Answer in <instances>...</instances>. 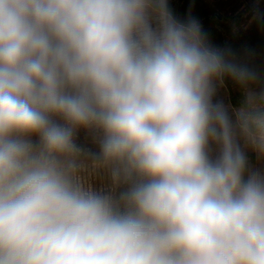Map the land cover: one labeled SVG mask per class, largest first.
Segmentation results:
<instances>
[{
  "label": "clouds",
  "instance_id": "1",
  "mask_svg": "<svg viewBox=\"0 0 264 264\" xmlns=\"http://www.w3.org/2000/svg\"><path fill=\"white\" fill-rule=\"evenodd\" d=\"M225 73L251 77L164 0H0V264H264V178L242 181L210 103ZM237 119L264 153V96ZM81 126L103 130L114 178H142L119 203L72 179Z\"/></svg>",
  "mask_w": 264,
  "mask_h": 264
},
{
  "label": "trees",
  "instance_id": "2",
  "mask_svg": "<svg viewBox=\"0 0 264 264\" xmlns=\"http://www.w3.org/2000/svg\"><path fill=\"white\" fill-rule=\"evenodd\" d=\"M164 7L179 23L195 20L207 47L221 52L228 62L251 74L243 82L228 73L221 75L232 108L237 112L246 108L249 94L264 96V0H164ZM214 127L216 135L221 130ZM95 129L104 135L102 129ZM73 141L79 149L76 156L83 157L85 149L78 140ZM117 162L123 167V162ZM248 170L245 161L242 181L248 179ZM140 179L135 174L127 177L117 189L116 202Z\"/></svg>",
  "mask_w": 264,
  "mask_h": 264
},
{
  "label": "rangeland",
  "instance_id": "3",
  "mask_svg": "<svg viewBox=\"0 0 264 264\" xmlns=\"http://www.w3.org/2000/svg\"><path fill=\"white\" fill-rule=\"evenodd\" d=\"M150 21L155 27L157 19L155 15L150 14ZM212 93L210 103L222 107L229 124V134L234 145L238 146L244 154L245 161L248 163V178L252 175L264 178V153L258 151L248 138L242 134L238 119L237 111L232 108L228 91L221 81V76L213 78L210 82ZM52 120L58 124L64 121L59 116H52ZM24 139L29 141L33 146L39 145V134L25 133ZM220 132L215 136L209 135L205 151L210 161H215L222 150V144L218 139ZM103 139L102 132H98L93 126H81L74 130L73 140H78L85 154L83 157L75 156L74 163L76 165L72 179L80 183L82 186L99 194L110 195L114 201L117 200V189L122 186L126 179L123 174L114 178L113 171L123 168L117 161L102 162L100 160V143Z\"/></svg>",
  "mask_w": 264,
  "mask_h": 264
}]
</instances>
